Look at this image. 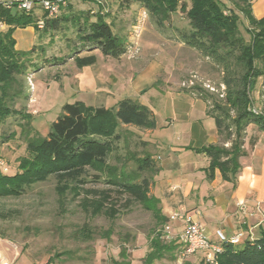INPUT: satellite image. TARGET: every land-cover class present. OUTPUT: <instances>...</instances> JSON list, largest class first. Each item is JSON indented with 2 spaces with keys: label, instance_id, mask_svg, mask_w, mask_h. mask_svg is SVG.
<instances>
[{
  "label": "rangeland",
  "instance_id": "obj_1",
  "mask_svg": "<svg viewBox=\"0 0 264 264\" xmlns=\"http://www.w3.org/2000/svg\"><path fill=\"white\" fill-rule=\"evenodd\" d=\"M222 2L238 15L239 33L248 41L246 19L232 1ZM250 2L255 16L257 9L264 7V0ZM38 11L26 14H31L36 23L43 18ZM81 12H100L128 50L117 60L96 50L95 64L77 68L67 58L76 40L70 23L60 21L56 30L39 29L37 23V29L30 26L32 30H15V49L30 52V56L24 71L15 75L14 87L21 93L13 107L21 113L0 123V158L8 173H14L17 158L25 154L27 139L46 136L64 104L81 101L94 107H112L121 99H134L154 112L155 135L162 133L161 127L171 120L176 127L183 125L185 112H189L185 109L188 96L169 90L185 91L199 100L198 94L208 95V105L223 93L222 69L178 40L176 31L189 29L181 12L158 25L135 3L125 6L123 0H71L59 18ZM5 30L6 26L0 24V32ZM84 54L86 51L80 55ZM62 58L64 62L58 64L56 59ZM120 136L114 153L99 172L133 182L147 178L151 183L153 174L138 170L141 158L153 153L146 130L121 125ZM87 188L107 187L88 183ZM58 190L50 177L19 198L0 199V215L6 216L0 218V254L8 264H111L112 259L122 261V248L128 264H144L150 252L149 233L160 229L150 211L143 205L125 202V196H117L119 212L114 219L94 216L85 209V197L91 195L78 191L79 196L74 197L68 191L64 197ZM86 229L89 235L84 238ZM107 231L109 239L104 238ZM173 256L175 259L165 257L152 264H205L202 258L189 256L182 260L175 253Z\"/></svg>",
  "mask_w": 264,
  "mask_h": 264
},
{
  "label": "trees",
  "instance_id": "obj_2",
  "mask_svg": "<svg viewBox=\"0 0 264 264\" xmlns=\"http://www.w3.org/2000/svg\"><path fill=\"white\" fill-rule=\"evenodd\" d=\"M123 1L125 6L139 5L143 13H147L158 25L168 21L169 16L178 11L184 14L189 29L176 31L178 40L222 69L223 93L212 98L211 105H208V95L200 93L198 97L206 103L207 115L213 119L222 143L229 146L211 145L202 152L209 159L208 177L218 170L223 180H234L240 170L239 159L245 155L246 127L253 123L264 131V114L256 116L251 112L253 102L250 97L264 67V17L256 19L253 16L250 0H228L237 6L238 12L247 21L245 31L249 40L245 41L239 33L238 15L227 9L222 0ZM60 21L70 23L74 29L76 40L67 58H71L77 68L95 64L96 50L115 60L128 50L126 42L113 33L100 12L44 19L42 29L56 30ZM0 24L6 26V30L0 32L1 123L21 113L13 107L15 98L21 93L14 87L15 75L24 71L30 56V52L15 49L13 33L17 28L37 27L31 14L15 6L7 8L3 3H0ZM82 51L86 54L80 55ZM64 60L56 59V62L61 64ZM121 125L154 129L155 117L148 107L127 98L121 99L112 108L94 107L81 101L64 104L46 136L27 139L26 152L17 158L14 173L0 171V199L19 198L34 184L53 177L60 196H66L68 191L74 193V197L79 196L78 191L91 195L85 197V209L91 215L114 219L119 212L115 198L125 196V202L143 205L150 211L156 219V226L160 227L166 220L160 214L157 200L148 195L150 181L147 178L133 182L124 176L113 173L103 176L99 172L106 166L121 139ZM154 167L151 157L146 154L141 158L138 170L153 173ZM93 171L99 173L91 174ZM88 183H101L107 188L84 189ZM0 218L6 216L0 215ZM84 232L82 236L86 238L89 230ZM109 237L110 232H105L104 238ZM149 245L150 252L144 258V264H152L167 256L175 259L173 254H178L180 250L175 241H163L156 229L149 233ZM221 248L218 264H264V231L256 240L240 245L223 243ZM119 257L122 261L112 259L111 264H128L124 260V248Z\"/></svg>",
  "mask_w": 264,
  "mask_h": 264
},
{
  "label": "crops",
  "instance_id": "obj_3",
  "mask_svg": "<svg viewBox=\"0 0 264 264\" xmlns=\"http://www.w3.org/2000/svg\"><path fill=\"white\" fill-rule=\"evenodd\" d=\"M257 10L253 16L263 18L264 7ZM23 43L27 44L26 39ZM169 91L182 92L189 98L185 108L189 112H185L183 125L176 127L171 120L161 127L162 133L155 135L156 122L154 129H144L148 146L153 149L147 155L155 166L148 195L157 200L160 214L166 220L159 228L167 224L178 234L181 224L170 222L169 216L172 211L184 208L200 223L211 244H218L217 230L227 238L238 236L239 245L258 239L264 231V131L253 123L246 127L245 155L239 159L240 170L234 180H223L218 170L208 177L209 159L202 150L211 145L227 148L229 144H223L217 135L214 121L207 115L206 103L185 91ZM250 97L254 107L264 106V67ZM190 257L203 259V252Z\"/></svg>",
  "mask_w": 264,
  "mask_h": 264
},
{
  "label": "built area",
  "instance_id": "obj_4",
  "mask_svg": "<svg viewBox=\"0 0 264 264\" xmlns=\"http://www.w3.org/2000/svg\"><path fill=\"white\" fill-rule=\"evenodd\" d=\"M71 0H10L5 3V7L11 8L15 6L18 10L24 13H31L35 10H40L43 18L37 20V27L42 29L44 19H56L59 17L62 9H64ZM251 112L259 116L264 114V106L260 108L252 107ZM0 171L8 174L7 165L0 160ZM170 222H179L181 230L178 234H174L169 225H164L158 229L160 237L165 242L175 241L179 244L180 250L178 253L179 259H186L196 252H203V259L205 264H218V256L221 253V245L229 243L236 245L239 243V237H225L222 231L215 232L218 239V244H211L207 239L203 228L194 216L186 211L184 208H179L172 211L169 216ZM0 264H8L0 254Z\"/></svg>",
  "mask_w": 264,
  "mask_h": 264
}]
</instances>
